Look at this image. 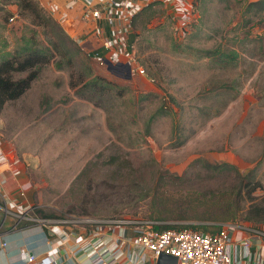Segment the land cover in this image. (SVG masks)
<instances>
[{"label":"rangeland","instance_id":"374dc122","mask_svg":"<svg viewBox=\"0 0 264 264\" xmlns=\"http://www.w3.org/2000/svg\"><path fill=\"white\" fill-rule=\"evenodd\" d=\"M31 1L33 10L0 0V56L34 35L50 57L0 110L4 144L29 183L20 201L54 217L197 223L232 212L233 221L264 227L254 212L264 207V8L187 0L183 33L171 7L155 2L119 37L103 27L115 51L133 56L125 79L92 57L93 26L80 43L57 44L53 26L70 35L51 10L67 0ZM86 68L113 79L111 91L79 96L71 81Z\"/></svg>","mask_w":264,"mask_h":264},{"label":"built area","instance_id":"2783aa9c","mask_svg":"<svg viewBox=\"0 0 264 264\" xmlns=\"http://www.w3.org/2000/svg\"><path fill=\"white\" fill-rule=\"evenodd\" d=\"M68 2L57 13L51 10L53 2L47 7L67 31L71 16L68 8L78 3L81 22L84 26H93V36L99 39V49H95L92 57L100 63H104V58L113 63L129 62L132 71L133 56L128 52L124 55L119 50L115 51L117 42L100 36L102 31L106 32L103 27L119 37L130 26L132 19L151 2L168 4L178 18L179 30L183 33L191 18V5L187 0ZM13 17L9 16L10 19ZM137 69L144 72L142 67ZM13 151L5 146L0 129V213L11 216L16 223L24 220L43 225L47 235L54 237L51 252L45 255L39 256L22 247L20 264H58L60 256L66 264H156L161 253L175 255L177 264H264V227L250 223L226 221L218 231L210 233L193 228L156 229L154 225L158 220L141 217L40 216L32 210V206L18 199L26 194L29 187L27 181L17 183L18 196H12L3 188L6 181L3 171L14 177L22 173V164ZM5 243L0 241V245ZM70 253L72 259L69 258Z\"/></svg>","mask_w":264,"mask_h":264},{"label":"trees","instance_id":"16d2710c","mask_svg":"<svg viewBox=\"0 0 264 264\" xmlns=\"http://www.w3.org/2000/svg\"><path fill=\"white\" fill-rule=\"evenodd\" d=\"M31 0H19L21 6H26L32 9L30 5ZM66 2V1H65ZM155 2L147 4L145 7L151 6ZM257 6L259 8H264V0H251L248 1L247 7L251 8ZM144 7V8H145ZM62 5L58 4V7L53 11L57 13L61 11ZM143 8V9H144ZM34 9V8H33ZM32 9V10H33ZM40 16L42 21H35L38 24L42 25H52L54 21L51 18L45 15H36ZM133 20V19H132ZM132 22V21H131ZM52 30L54 34L59 37V42L57 44L73 43L76 45V40L65 33V31L59 26H53ZM34 35H31L29 38L24 40V43L20 45L17 49L6 50L0 56V110L3 108L5 103L8 100L16 99L21 96L30 86L32 80L37 77L39 69L34 67L36 64L40 63V60L43 59L47 61L50 57H46L43 54L45 53L41 47L36 45L34 42ZM33 41V42H32ZM65 45V44H64ZM19 73L15 75V73ZM24 72V74H20ZM115 85V81L102 75L97 72H93L92 68H86L83 72H80L76 79L71 81V87L74 88L75 92L82 97L92 99L93 94L102 95L111 91L112 86ZM95 104L99 105L97 101ZM151 115V117H153ZM253 189V188H252ZM208 212L209 208L207 209ZM254 212L258 216L256 219L259 221H264V207L254 208ZM213 214L209 215H199L196 217H202V219H209L212 221L208 222H167L162 221L157 217L153 219L158 220L159 222L154 225L156 229H165V228H193L199 229L202 231H207L214 233L221 228L223 222L235 220L234 214L232 212ZM39 215V214H38ZM45 217H54L52 215H43Z\"/></svg>","mask_w":264,"mask_h":264},{"label":"crops","instance_id":"0c3cea01","mask_svg":"<svg viewBox=\"0 0 264 264\" xmlns=\"http://www.w3.org/2000/svg\"><path fill=\"white\" fill-rule=\"evenodd\" d=\"M65 6L63 5L62 8ZM71 17L67 32L70 33L78 43L85 34L82 33L86 27L80 19L79 4L70 6ZM70 27V28H69ZM80 38V39H79ZM6 181L3 188L12 196H18L16 186L22 180V176L14 177L8 171H3ZM21 198V197H19ZM18 198V199H19ZM0 241H5V245H0V264H20V251L22 247H27L33 253L41 256L50 253V246L53 244L54 237L47 235L46 227L35 223L26 222L24 220L16 221L11 216H4L0 213ZM73 244L70 243V247ZM69 258L72 259L71 253ZM58 264H66L62 256L57 258Z\"/></svg>","mask_w":264,"mask_h":264},{"label":"water","instance_id":"95a60500","mask_svg":"<svg viewBox=\"0 0 264 264\" xmlns=\"http://www.w3.org/2000/svg\"><path fill=\"white\" fill-rule=\"evenodd\" d=\"M106 69L116 75L129 79L132 76L131 65L129 62H117L113 63L108 58H104ZM156 264H177V258L175 255L161 253L158 256Z\"/></svg>","mask_w":264,"mask_h":264},{"label":"bare ground","instance_id":"6f19581e","mask_svg":"<svg viewBox=\"0 0 264 264\" xmlns=\"http://www.w3.org/2000/svg\"><path fill=\"white\" fill-rule=\"evenodd\" d=\"M66 4H69L68 0L66 1ZM66 4H65V5H66Z\"/></svg>","mask_w":264,"mask_h":264}]
</instances>
